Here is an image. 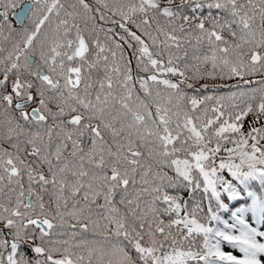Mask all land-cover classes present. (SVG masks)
I'll return each mask as SVG.
<instances>
[{
  "label": "snow or ice",
  "instance_id": "snow-or-ice-1",
  "mask_svg": "<svg viewBox=\"0 0 264 264\" xmlns=\"http://www.w3.org/2000/svg\"><path fill=\"white\" fill-rule=\"evenodd\" d=\"M18 7L0 0V264H264V200L230 206L264 184V0Z\"/></svg>",
  "mask_w": 264,
  "mask_h": 264
},
{
  "label": "trees",
  "instance_id": "trees-1",
  "mask_svg": "<svg viewBox=\"0 0 264 264\" xmlns=\"http://www.w3.org/2000/svg\"><path fill=\"white\" fill-rule=\"evenodd\" d=\"M24 1L25 0H18V4L21 5L22 2H24ZM68 2H74V0H68ZM89 2L92 3V4H96L97 0H89ZM204 11L206 12L207 9L205 8ZM10 19H13L14 23H16V21L14 20V18L11 15H10ZM190 54H191V49H190ZM236 79H238V78H236ZM208 82L209 83H231V81H228L227 79H225L224 81H219V80L212 81V80H209ZM221 91H227V90L221 89ZM200 94L202 95L203 93H200ZM225 102H229V101H227V99H226ZM247 119H251V117H248ZM247 126H248L247 122H245V124H244L245 129H247ZM223 174L226 176V178L231 179L230 174H228L226 172V170L224 171ZM234 183L237 184V189L242 192L244 199L243 198H237L236 202H232L230 204V206L232 208L238 206V203H244V202L245 203H249V198L246 196L247 192L255 193L256 196H258L260 199L264 200V184H261V179L259 177L255 178V179H250V180L246 181L245 184H240L239 182H236V181H234ZM222 198H225V202L226 203L229 202L226 199V193L222 194ZM214 205H215V202H214ZM221 215H223L225 219H228L229 223L233 222L232 219H231V215H230L229 211L222 210L221 211ZM246 218L249 219L250 222H252L251 221V213L250 212L246 215ZM204 222H208L206 220V217L204 218ZM253 226H256L255 223H253ZM260 230L264 231V225L260 226ZM257 239L260 240L261 242H264V237L257 236ZM195 240H196L195 247L202 254L203 251H204V249L202 247L203 237L201 235H197L195 237ZM185 243L187 244L188 241H186ZM221 247H223L222 250L226 251V252H232L234 254L235 253H237V254L242 253L240 251L239 247H237L235 244H229V243L222 242L221 243ZM258 258L260 260L264 261V253H259L258 254Z\"/></svg>",
  "mask_w": 264,
  "mask_h": 264
},
{
  "label": "water",
  "instance_id": "water-1",
  "mask_svg": "<svg viewBox=\"0 0 264 264\" xmlns=\"http://www.w3.org/2000/svg\"><path fill=\"white\" fill-rule=\"evenodd\" d=\"M30 3H32V2H25L23 5H22V7L21 8H19L17 11H20L26 4H30ZM16 18V17H15ZM17 19V18H16ZM18 21V20H17Z\"/></svg>",
  "mask_w": 264,
  "mask_h": 264
}]
</instances>
